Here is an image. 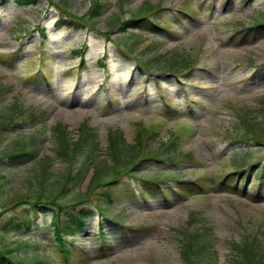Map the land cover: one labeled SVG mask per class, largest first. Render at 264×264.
Instances as JSON below:
<instances>
[{
    "label": "rangeland",
    "instance_id": "rangeland-1",
    "mask_svg": "<svg viewBox=\"0 0 264 264\" xmlns=\"http://www.w3.org/2000/svg\"><path fill=\"white\" fill-rule=\"evenodd\" d=\"M92 1L0 0V122L12 118L0 125V155L15 140L28 141L33 149L21 162L0 160V249L6 264H12L9 258L24 264H186L181 256L185 233L195 230H203L206 259L214 256L217 264H232L237 243L254 237L264 246V170L253 177L264 164V146L247 150V162L259 160L252 173L229 174L237 167L231 164L234 152L246 144L233 129L237 113L264 98V29H236L254 24L264 12V0H102L103 13L94 24L58 22L77 21ZM146 1L161 6L152 18H170L172 31L139 33L109 25ZM80 49L85 54L81 64ZM178 52L197 57L190 80L135 65V56L163 61ZM99 56L107 69L99 66ZM38 67L43 72L34 75ZM83 121L93 127L98 147L94 161L85 160L84 177L61 199L64 204L85 191L95 165L110 160L109 130L119 129L131 144L140 122L157 130L149 145L173 133L181 153L174 160L149 159L137 173L121 175L116 184L128 189L124 194H116L114 185L90 190L84 203L92 207L88 224L65 240V259L57 239L49 237L56 206L39 210L21 199L38 186L44 163L49 172L45 188L59 186L68 169L76 170L83 156L77 154L72 163L56 156L54 126L61 124L73 141ZM146 173L158 175L166 191L142 193L141 186H149L142 177ZM190 186L203 191L189 192ZM107 189L112 204L101 198ZM96 198L106 202L103 211L110 222L95 209ZM71 210L65 206L62 213ZM101 221L105 242L98 233ZM75 247L83 256L75 255Z\"/></svg>",
    "mask_w": 264,
    "mask_h": 264
},
{
    "label": "trees",
    "instance_id": "trees-1",
    "mask_svg": "<svg viewBox=\"0 0 264 264\" xmlns=\"http://www.w3.org/2000/svg\"><path fill=\"white\" fill-rule=\"evenodd\" d=\"M18 4H32L37 0H13ZM104 2L102 0H93L87 10L86 15H80L78 18L73 17L76 20L60 19L59 23H66L68 25L78 26L82 24L83 21L90 22L89 24H94L96 18L103 13ZM161 6L159 4H153L152 2L146 1L140 5L136 10L130 12L127 18L122 19L117 16L109 22V25H116L120 31H126L130 29H138L139 33L156 31L157 29H163L167 31L170 29L172 20L170 18H165L162 16V20L153 19L156 17V12H161ZM254 24L250 26L241 25L240 29L236 31H241L244 29H249L247 31H255L256 29H264V12L259 13ZM174 23V22H173ZM239 31V32H240ZM110 30L106 31V36L110 34ZM246 32V31H245ZM44 35L45 33L41 31ZM113 40V38H108ZM107 39V40H108ZM43 40V39H42ZM114 41V40H113ZM118 41V40H117ZM43 43V42H42ZM44 44L40 48H43ZM132 48V47H131ZM127 52H131L130 50ZM80 55V60L83 62V54ZM135 65L152 73L154 70L163 72L169 75H180L183 74L187 79L190 80L194 70L198 68L196 65L197 57L193 58L190 55L178 52L177 54L169 53L167 57L162 61L157 58H150L147 60H141L135 56ZM99 63L103 66H106V63L102 62L100 58ZM43 71V68H42ZM40 70L35 71L34 75L39 74ZM47 75V74H45ZM4 83L0 81V94ZM248 109L242 108L241 111L237 113V121L233 125V129L237 131V135L240 138L246 140V144L234 152V155L231 158V164L237 167L231 169L230 173H236V171L247 170V175L252 173V168H254L258 159L252 162H247L250 153L247 151L252 145L264 146V98L260 100L257 105L254 106H244ZM252 108V109H251ZM252 110V111H250ZM256 111L259 113L260 117H257ZM253 113V115H251ZM7 120H2L0 125H4L11 120V116L5 118ZM136 132L134 142L128 144L125 141L123 133L119 129L109 130L107 133V154L109 156V161L105 162L103 167H98L95 165L92 168L91 177L87 187L84 192H77L73 194L68 200V204H64L61 200L65 193L69 192L71 185L74 181L83 178L86 173V162L85 160L94 157H91L95 149L98 147L97 139L95 138V133L93 127L87 122L83 121L79 126V135L76 140L70 141L67 135V131L61 124H56L54 126L56 144L54 151L57 157H62L64 160H67L69 163H72L77 154L83 156V161L76 167V170L73 171V168L68 169L63 174V179L60 182L59 186L55 188H45L44 182L49 175L48 166L44 163L42 171L39 177L38 186L30 193L24 195L25 198L21 199L22 202L28 203L32 207L37 206L39 210L49 209L51 206H56L57 212L54 213L55 220L52 223V228L50 235H53L57 239V245H59L64 252L65 259L68 258L69 250L65 244V240L69 237H74L78 234L87 224L89 216L92 212V207L85 205V200L88 197L87 194L90 190L96 189L103 186L114 185V191L118 193H126L128 189L125 187H118L116 181L121 175L124 174H135L137 169H143V164L149 159H161V160H174L180 156V151L178 149L177 138L178 136L171 133L165 140H161L156 145H149V139L157 135L156 128L147 127L140 122L136 123ZM242 151V152H240ZM33 153V149L28 146V141L15 140L14 144L11 146L10 150L5 151L0 155V160L4 157L14 162H21L25 159H28ZM187 156V155H186ZM163 157V158H160ZM264 169V164H259L257 169L254 170L253 177L258 176L262 173ZM136 171V172H135ZM156 176L143 174L144 182L147 181L149 186L145 187V184L141 186L142 193L150 191L151 194L154 193H164L166 190L161 186L159 178ZM178 183H181L182 180H176ZM193 184L197 182L190 180ZM190 182V183H191ZM118 187V188H116ZM183 188V185L180 186ZM189 192L203 191V189L193 188L192 186L187 187ZM227 190L225 188H220L217 191ZM99 196V195H98ZM102 196V197H101ZM101 198H105L107 203H113L114 199L111 197V191L109 189L101 193ZM260 200V198H259ZM106 202H100V198L95 201L94 207L99 212H101V217L105 221L110 222L111 220L107 218L104 214L103 206ZM65 206H71L72 210L68 213L63 214L62 210ZM26 209V208H25ZM26 228L32 226V222L26 219L23 221ZM22 223L18 224L19 227H23ZM98 233L102 240L108 241V237L104 231L103 221L100 222V227ZM204 232L203 230L187 231L185 233V239L183 241L181 256L186 262V264H217V261L213 257L205 256ZM239 254L232 259V264H264V246L257 242L256 238L251 240H246L242 243L235 244ZM75 249H77L75 247ZM78 252L75 255H82L83 252L77 249ZM10 263L12 264H24L22 262L12 261L9 258ZM0 263H8V258L4 255V251L0 249Z\"/></svg>",
    "mask_w": 264,
    "mask_h": 264
}]
</instances>
